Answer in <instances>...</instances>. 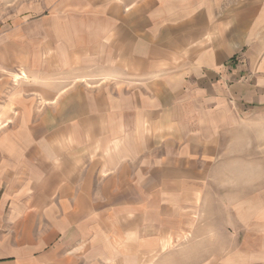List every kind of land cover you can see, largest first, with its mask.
Listing matches in <instances>:
<instances>
[{
    "label": "crops",
    "instance_id": "0c3cea01",
    "mask_svg": "<svg viewBox=\"0 0 264 264\" xmlns=\"http://www.w3.org/2000/svg\"><path fill=\"white\" fill-rule=\"evenodd\" d=\"M0 118V264H264V0H0Z\"/></svg>",
    "mask_w": 264,
    "mask_h": 264
},
{
    "label": "rangeland",
    "instance_id": "374dc122",
    "mask_svg": "<svg viewBox=\"0 0 264 264\" xmlns=\"http://www.w3.org/2000/svg\"><path fill=\"white\" fill-rule=\"evenodd\" d=\"M15 82V80H14ZM104 82L102 80V78L100 77H95V78H92V77H89L87 78L86 76H80L79 77V80H78V86H79V90H80V96L82 97H85L88 89L91 88H101L103 86ZM49 86V85H48ZM88 87V88H87ZM35 95H37V92L35 93ZM38 98V97H37ZM16 109V108H15ZM13 110L12 114L16 116H18L21 111L20 110ZM44 110H45V107L43 106L41 109H40V112L43 114L44 113ZM32 113L30 114V120H31V126H35V129L36 130H42V127H40V122H41V119H40V115H39V107H38V103H36V107H32L31 109ZM39 115V116H38ZM11 124H13L14 126H17V123L15 122V120H13L11 123H8V122H4L3 119L0 118V133L6 129V127L10 126ZM44 128V127H43ZM68 141L66 140V138H63L62 140V145L63 146H66V147H70L71 145V139L70 138H67ZM33 145V144H32ZM76 145V144H75ZM189 253V252H187ZM183 255L184 252L183 251H172V250H162V251H154V252H151V254L148 255H142V260L144 259V263H146V258L148 260V263H149V260L150 259H157V262L159 259L161 258H168V256H170L169 258L173 257V255ZM181 257V256H180ZM182 258V257H181Z\"/></svg>",
    "mask_w": 264,
    "mask_h": 264
}]
</instances>
